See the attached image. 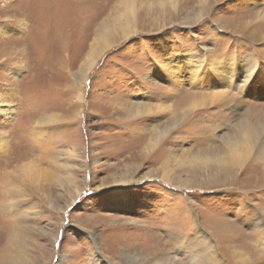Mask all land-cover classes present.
<instances>
[{"label": "rangeland", "instance_id": "obj_1", "mask_svg": "<svg viewBox=\"0 0 264 264\" xmlns=\"http://www.w3.org/2000/svg\"><path fill=\"white\" fill-rule=\"evenodd\" d=\"M119 1L0 0V29L18 28L0 37V132L8 139L0 151V264H96L93 249L97 264H125L138 254L145 264H167L181 238L196 247L194 219L221 263L241 264L232 249L263 262L259 229L245 225L249 212L264 222L262 166L246 162L215 180L184 167V159L174 162L185 151L219 149L242 116L256 119L259 110L243 99L239 107L233 98L213 105L222 96L209 103L212 88L167 91L153 61L165 62L169 47L173 55L213 52L219 59L256 53L264 66V0H142L138 31L105 48L76 91L93 28L117 18ZM255 85L247 98L264 102ZM194 93L201 104L193 107ZM24 164L32 177L22 174ZM114 180H124L125 201L112 196ZM231 188L237 192L227 197ZM180 259L175 264H206Z\"/></svg>", "mask_w": 264, "mask_h": 264}, {"label": "bare ground", "instance_id": "obj_2", "mask_svg": "<svg viewBox=\"0 0 264 264\" xmlns=\"http://www.w3.org/2000/svg\"><path fill=\"white\" fill-rule=\"evenodd\" d=\"M140 1L142 0H120L118 6L119 12L116 14L117 18L109 19L110 16H107L93 28L95 38H93L94 41L90 44V50L87 52L85 59L74 76L73 81L76 83L74 90L80 91V89H82L80 87L86 81L91 66L105 48L117 42L118 39L127 38L135 31H138L136 27V7L138 6L137 3L139 4ZM171 1L173 5L177 2V0ZM81 8L79 7L80 10ZM65 11H67V9ZM75 11H78V9H75ZM87 14L89 15L90 13ZM91 16H93V14H91ZM13 30H18V28H14L9 25L3 26L0 29V37L7 36ZM166 38L167 37L163 34L156 38L161 48L165 49L164 42L167 41ZM167 47L168 46L166 45V48ZM164 55L165 62L153 61V70L155 71L154 75L156 77L162 78L168 83V89L170 90L167 91L174 92L181 86H186V84H189L190 86L196 85L198 87L212 88L215 92L213 91L212 94H208L211 97V101L209 103L213 104L217 98L222 96V99L213 105H227L229 104V99L233 98L235 100L232 104L234 107L241 106L243 104V100H245L244 104H246L248 108L254 111L259 110V115L256 119L252 117V114L248 113L242 116L241 119L233 125V132L225 134L221 137L222 144L219 149L211 148L209 152L202 151L201 153L197 152L192 154H187L185 151L182 156L176 157L174 162L177 161L182 163L181 161L184 159V167H188V169L192 171H197L201 176L214 177L215 180L220 177V172L235 174L238 170L242 171V166L246 162H251V165L257 167L258 169L259 163L262 168H260L258 172L264 176V102L259 103L255 100L251 101L250 98H247L254 84H256L254 88L264 89V66L260 58L257 57L256 53L248 55L244 60L238 59V57L233 53H230L227 58L219 59V56L213 54V52L208 54H189L181 51L178 55H173L171 50L169 51L168 47L167 51L164 52ZM190 97L192 99L191 105L193 107L201 104L198 103L200 100L196 99L195 93L191 94ZM2 103L3 101L0 100V104ZM156 107L157 110L164 109L162 104H157ZM146 109V113H151V108L148 107ZM1 116L2 113H0V117ZM163 135V132L160 133L158 137H156V140L151 143V146H155ZM38 138H40L39 135ZM7 142L8 139L4 132H0V151L5 148V146L7 147ZM68 156L71 157V160L76 159L74 147L68 152ZM168 162L169 160H167L166 164L162 168L163 180L166 183L169 182L171 175H173V169L169 168L167 171L165 170L166 166L169 165ZM22 166V174L24 175L26 173L25 176L32 177V175L27 173L31 167L28 164H24ZM34 173L35 175L37 174L36 171ZM238 176H236V178L230 183L231 186L232 183L237 180L241 183V173L238 172ZM262 181H264V178H262ZM123 182L124 180L113 181L115 187L111 190V193L115 200L125 201L127 198L121 188ZM232 191L236 190L231 188L227 197L232 196ZM193 222L196 224V247L191 245L188 242V239L181 238L177 251L169 253L170 256L167 260V264H175L182 259H180V257H183L188 261L196 262L197 260H200V262L206 264H223L221 263L219 252L216 250L214 240L211 236L209 237V232L205 226L197 224L196 219H194ZM245 225H252L253 231L259 229V246L261 249L260 257L264 259V222L258 218L257 214L254 215L249 212V215H247V219L245 220ZM197 247L202 248L205 251L201 254L198 252L197 254ZM191 249H194L192 250L193 252L190 251ZM232 252L236 260L241 264H264V261L261 263L255 262L253 257L248 255V253L244 250L235 251L232 249ZM91 253L97 264L100 258L97 257L96 250L93 249ZM145 261L147 262L142 254H138L137 257L125 256L124 258L125 264H145ZM149 264H165V262L153 261Z\"/></svg>", "mask_w": 264, "mask_h": 264}]
</instances>
